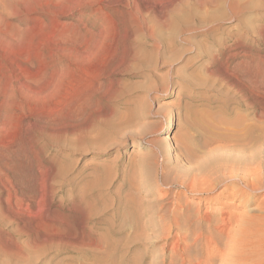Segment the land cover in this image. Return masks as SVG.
Here are the masks:
<instances>
[{
  "label": "rangeland",
  "instance_id": "obj_1",
  "mask_svg": "<svg viewBox=\"0 0 264 264\" xmlns=\"http://www.w3.org/2000/svg\"><path fill=\"white\" fill-rule=\"evenodd\" d=\"M243 158L264 165V0H0V264H110L115 241L120 264H254Z\"/></svg>",
  "mask_w": 264,
  "mask_h": 264
},
{
  "label": "bare ground",
  "instance_id": "obj_2",
  "mask_svg": "<svg viewBox=\"0 0 264 264\" xmlns=\"http://www.w3.org/2000/svg\"><path fill=\"white\" fill-rule=\"evenodd\" d=\"M223 1H225V0H223ZM214 3V2H213ZM212 4V3H211ZM225 4L226 5H228V9H230L231 10V12L232 13H235L236 12V10H237V5L234 3V2H225ZM196 6V5H195ZM198 7V6H197ZM201 9V8H200ZM252 31V30H251ZM254 31V30H253ZM255 33V32H254ZM240 37V36H239ZM244 41H247L246 39H242V37L241 38H238L234 43H235V45H237V46H239V47H242L241 45L242 44H244ZM241 159V158H240ZM243 159H245V158H243ZM251 161V160H250ZM243 162V164H244V167H241L242 169H243V171H244V175L245 176H247V177H245L246 179H250V181H247V186H249V187H251L252 189H257V188H260L262 185H261V183H260V179H259V177H260V175H261V173H262V169H263V167H264V165H263V163L262 162H260V161H258L257 163H255L254 165H252V164H250V163H248V162H246V159L244 160V161H241V163ZM237 163V162H236ZM238 164V163H237ZM239 164H240V162H239ZM240 165H242V164H240ZM234 166V165H233ZM238 167V166H237ZM237 171H238V169H237ZM232 172V171H231ZM234 173V172H233ZM262 177V176H261ZM262 179V178H261ZM187 182V181H186ZM182 184V183H181ZM183 186H184V184H183ZM248 187V188H249ZM195 189V188H194ZM102 194V193H101ZM236 198V197H235ZM138 205V204H137ZM91 206V205H90ZM137 207H139V206H137ZM120 209V206H117L114 210H113V212H108V211H106L105 212V214H103V216L102 217H100V219H99V222H98V224H100L101 226H103V227H105V228H107V229H109V230H111V232L112 231H116L117 229H121V230H123L124 229V226H126V227H128V222L129 221H131V216L129 215V214H127V215H122V217H123V221L124 222H119V223H117V222H113V221H111L110 220V218L112 217V218H117V214L118 213H120V212H118V210ZM132 209V208H131ZM138 210V209H137ZM150 212H152V210L150 211ZM155 214V213H154ZM141 215V214H140ZM160 216H159V225H163L164 224V222H165V216L164 215H161V214H159ZM224 215H225V213H224ZM120 216V215H119ZM142 216V215H141ZM144 216H148V212L147 213H145L144 214ZM152 216V215H151ZM168 216V215H167ZM153 217V216H152ZM155 217V216H154ZM223 217V216H222ZM227 217H229L228 215H227ZM150 218V217H149ZM133 219V218H132ZM116 221V220H115ZM148 221V220H147ZM153 221V220H152ZM223 223H225V225H224V227L223 228H227L228 229V226H229V224H230V222L228 223V220H226V217H224V219H223ZM125 223V224H124ZM153 223V222H152ZM222 224V223H221ZM165 225V224H164ZM244 225V224H243ZM222 226V225H221ZM130 227V226H129ZM148 227V226H147ZM158 227V226H157ZM179 227H181V225H180V222H179V220H178V222L176 221L175 223H173V226L171 227L172 229H177V230H179ZM218 230V229H217ZM221 230V229H220ZM107 231V230H106ZM223 231V230H222ZM108 232V231H107ZM180 232V231H179ZM224 232V231H223ZM226 232V231H225ZM228 232V231H227ZM260 232V231H259ZM259 232H257V233H259ZM178 233V232H177ZM221 233V232H220ZM114 234V233H113ZM118 234H119V232H118ZM222 234V233H221ZM187 235V234H186ZM225 235V234H224ZM258 235H260V236H258ZM189 236V235H188ZM236 236V235H235ZM254 236H255V234H254ZM264 236V231H262V232H260V234H257L256 235V240L257 241H260L259 240V238L261 239V237H263ZM201 237V236H200ZM233 237V236H232ZM255 238V237H254ZM104 239H106V237H104ZM170 239H171V236H170V234L169 235H167L166 237H165V240H166V244L165 245H163V247H162V252H164V251H166V247L167 246H170L171 245V252H172V254H178V255H180V254H187V252L186 251H184L183 249L185 248H183L182 247V245H183V243L184 242H186L187 241V237L186 236H176V237H173L172 239H173V242H169L170 241ZM211 239V238H210ZM210 239H208V240H210ZM195 240V239H194ZM198 239H196V241H197ZM207 240V241H208ZM103 241V240H102ZM105 241H107V239L106 240H104V242ZM189 241V240H188ZM195 241V242H196ZM213 241V240H212ZM262 241V240H261ZM260 241V242H261ZM103 242V243H104ZM119 243L120 242H113V247H111V248H106V250H105V252H104V256L102 257V262H105V263H110V264H120L121 262H120V259L119 258H117L116 257V251H115V247H116V245L118 246L119 245ZM208 243H210V241L208 242ZM207 243V244H208ZM187 244V243H186ZM191 244V243H190ZM259 244V243H258ZM261 244V243H260ZM263 245H261V246H264V242L262 243ZM104 246V245H103ZM107 246V245H106ZM210 246V245H209ZM105 248V247H104ZM231 248V247H230ZM255 248H258V246H256ZM119 252H120V249L118 250ZM123 251V250H122ZM186 252V253H185ZM256 252V253H255ZM254 252V254L256 255V257H257V259H254V260H252V261H254V264H264V261L263 262H261V260L259 259V257L260 258H262L263 260H264V248L262 247V248H260V249H258V251H255ZM122 253V255H124V252H121ZM253 253V252H252ZM222 254V253H221ZM189 255V254H188ZM220 255V254H219ZM231 255V254H230ZM176 256V255H175ZM222 256V258H227V260H228V257H229V254H228V252L227 253H225L224 255H221ZM253 254H252V257L251 258H253ZM172 258H173V256H171ZM232 257V256H231ZM171 258V259H172ZM192 258V257H191ZM178 259V258H177ZM188 259V258H187ZM230 259V258H229ZM183 260V259H182ZM132 261V260H131ZM173 261V260H172ZM189 261V260H188ZM225 261V260H224ZM230 261V260H229ZM131 263V262H130ZM167 263V258H166V256L164 255L163 256V258H162V264H166ZM173 263V262H172ZM190 263H191V261H190ZM225 263V262H224ZM227 263V262H226ZM60 264V263H59ZM63 264V263H62ZM133 264H136V262H133ZM139 264V263H138ZM189 264V263H188ZM231 264V263H230Z\"/></svg>",
  "mask_w": 264,
  "mask_h": 264
}]
</instances>
